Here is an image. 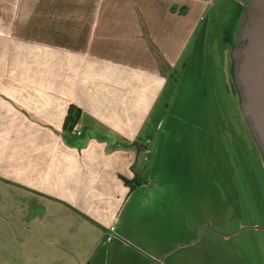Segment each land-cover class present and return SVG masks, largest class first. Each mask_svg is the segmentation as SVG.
I'll use <instances>...</instances> for the list:
<instances>
[{
	"label": "crops",
	"instance_id": "1",
	"mask_svg": "<svg viewBox=\"0 0 264 264\" xmlns=\"http://www.w3.org/2000/svg\"><path fill=\"white\" fill-rule=\"evenodd\" d=\"M209 1L0 0V264H161L119 213L150 186L134 142Z\"/></svg>",
	"mask_w": 264,
	"mask_h": 264
},
{
	"label": "rangeland",
	"instance_id": "2",
	"mask_svg": "<svg viewBox=\"0 0 264 264\" xmlns=\"http://www.w3.org/2000/svg\"><path fill=\"white\" fill-rule=\"evenodd\" d=\"M240 1L210 0L187 16L201 20L184 65L134 142L149 151L139 153L146 174H138L151 182L123 205L120 231L130 229L128 245L161 264H264V161L230 63Z\"/></svg>",
	"mask_w": 264,
	"mask_h": 264
},
{
	"label": "water",
	"instance_id": "3",
	"mask_svg": "<svg viewBox=\"0 0 264 264\" xmlns=\"http://www.w3.org/2000/svg\"><path fill=\"white\" fill-rule=\"evenodd\" d=\"M231 52L240 109L264 161V0H243Z\"/></svg>",
	"mask_w": 264,
	"mask_h": 264
},
{
	"label": "trees",
	"instance_id": "4",
	"mask_svg": "<svg viewBox=\"0 0 264 264\" xmlns=\"http://www.w3.org/2000/svg\"><path fill=\"white\" fill-rule=\"evenodd\" d=\"M81 112L79 109L75 108L74 106H69L67 110V114L64 119L63 129L71 131L75 124L77 123Z\"/></svg>",
	"mask_w": 264,
	"mask_h": 264
},
{
	"label": "flooded vegetation",
	"instance_id": "5",
	"mask_svg": "<svg viewBox=\"0 0 264 264\" xmlns=\"http://www.w3.org/2000/svg\"><path fill=\"white\" fill-rule=\"evenodd\" d=\"M238 7H239V9H240V7H241V5H239L238 4ZM240 11V10H239ZM239 13V12H238ZM232 15H233V12L231 13ZM231 63V62H230ZM256 184V183H255ZM252 186L254 185V184H251ZM263 218H264V215H263Z\"/></svg>",
	"mask_w": 264,
	"mask_h": 264
}]
</instances>
